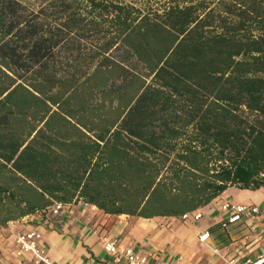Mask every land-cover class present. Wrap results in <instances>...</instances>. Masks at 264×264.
<instances>
[{"label": "trees", "instance_id": "trees-1", "mask_svg": "<svg viewBox=\"0 0 264 264\" xmlns=\"http://www.w3.org/2000/svg\"><path fill=\"white\" fill-rule=\"evenodd\" d=\"M230 187L264 188V0H0V227L187 222Z\"/></svg>", "mask_w": 264, "mask_h": 264}, {"label": "crops", "instance_id": "crops-1", "mask_svg": "<svg viewBox=\"0 0 264 264\" xmlns=\"http://www.w3.org/2000/svg\"><path fill=\"white\" fill-rule=\"evenodd\" d=\"M262 198L264 199V188L254 191L230 187L201 209L204 216L200 220L168 225L158 223L155 220L158 218H126L129 215L107 214L95 205L84 207L83 201L79 200L71 203L70 208L57 218L27 215L0 228L10 236V240L13 232L22 227L39 228L45 235L44 245L50 257L57 263L112 264L101 241V235L107 233L111 237H118L124 244L133 243L143 251L155 252L161 263L223 264L227 253L235 249V244L232 242L230 246L216 252L215 242L212 239L201 242L200 233L222 218L219 210L222 200L261 203ZM26 221L32 224L24 225ZM197 222L199 223L196 224ZM10 246L11 244L1 247L0 257L5 264L14 262ZM179 255L184 256L182 261L177 260Z\"/></svg>", "mask_w": 264, "mask_h": 264}, {"label": "built area", "instance_id": "built-area-1", "mask_svg": "<svg viewBox=\"0 0 264 264\" xmlns=\"http://www.w3.org/2000/svg\"><path fill=\"white\" fill-rule=\"evenodd\" d=\"M82 205L92 207L87 202H82ZM70 206L71 204L54 202L47 209L46 216L57 218ZM219 210L222 212L221 219H227L230 227H237L235 233L231 229L235 249L227 253L223 264H264V205L225 199L220 202ZM203 216L202 210L198 209L193 213L185 214L183 218L198 221ZM44 236L39 228L30 226L14 231L13 238L10 240V236L3 228H0V251L2 245L11 244L14 258L11 264H64L57 263L50 257L44 245ZM101 237L103 247L112 264H169L159 262L155 252L143 251L133 243L124 244L118 237H111L107 233L102 234ZM199 239L201 242L213 240L207 230L200 233ZM215 251L219 252L220 249L216 247ZM183 258V255H179L177 260L182 261ZM0 264H5L1 257Z\"/></svg>", "mask_w": 264, "mask_h": 264}, {"label": "rangeland", "instance_id": "rangeland-1", "mask_svg": "<svg viewBox=\"0 0 264 264\" xmlns=\"http://www.w3.org/2000/svg\"><path fill=\"white\" fill-rule=\"evenodd\" d=\"M241 198V197H240ZM262 202L259 203L261 205H264V199L262 198ZM126 218H130L132 216H125ZM158 223H160L161 225H164V224H175V223H178V224H183V223H186L184 220H178V219H175V218H158V219H155ZM188 223V222H187ZM199 222H197L196 224H198ZM19 224H22V223H19ZM27 224H32V222L29 221V223H24V225H27ZM207 262V261H206Z\"/></svg>", "mask_w": 264, "mask_h": 264}]
</instances>
